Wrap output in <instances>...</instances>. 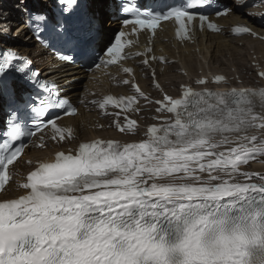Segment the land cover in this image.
<instances>
[{"label": "snow or ice", "instance_id": "obj_1", "mask_svg": "<svg viewBox=\"0 0 264 264\" xmlns=\"http://www.w3.org/2000/svg\"><path fill=\"white\" fill-rule=\"evenodd\" d=\"M71 2L69 8L61 7L68 0H55L54 13L29 12L25 23L37 43L53 50L60 61L91 60L96 68L132 55L125 53V45L133 40L119 31L101 49L104 55L97 56L93 41L102 30L103 13L92 4L85 6L86 0ZM211 2L187 0L166 11L145 12L124 6L123 12L133 17L124 24L132 25L133 34L136 26L155 34L161 21L173 20L176 35L185 39L191 38L198 19L201 28L207 21V28L219 32L207 15L193 11ZM230 11L224 7L216 15ZM234 31L255 34L247 26ZM10 32L11 25L0 26V41ZM15 60L23 63L14 65ZM31 63L11 48L3 49L0 97L9 100L10 139L0 143V192L10 186L9 166L15 167L25 151L24 143L12 141L34 135L17 122L21 102L36 114L32 117L36 131L51 126V138L57 142L66 139L57 123L60 116L48 118L45 113L53 107L65 116L77 111L67 99L24 98L27 87H48L39 73L26 71ZM143 64L148 65L149 59ZM123 72L133 69L124 67ZM215 80L225 78L217 75ZM133 86L147 101L145 92ZM182 87L181 96L165 94L155 101L157 113L174 116L149 126L139 142L94 138L26 161L29 169L18 185L21 191L0 198V264H264V175L256 174L259 183H255L252 173L241 172V165L264 155V139L249 135L254 128L264 129V89ZM56 91L58 87L48 96ZM137 99V95H107L99 108L112 104L127 111ZM115 115L121 133L138 131L137 121L125 117L126 123H120V113Z\"/></svg>", "mask_w": 264, "mask_h": 264}, {"label": "bare ground", "instance_id": "obj_2", "mask_svg": "<svg viewBox=\"0 0 264 264\" xmlns=\"http://www.w3.org/2000/svg\"><path fill=\"white\" fill-rule=\"evenodd\" d=\"M91 2H92V5H96L98 7V9L103 13L102 9L107 4V0H91ZM232 20H233V18L229 19V21H232ZM103 21H104V18H103ZM116 24H117L116 22H113V23L107 22L105 25L103 23V26H102L103 34H107V33L111 32L114 29V27L116 26ZM15 34H17L16 38L9 40V41L13 45L21 48L23 50V52H26L27 54H31L32 58L35 61V64L37 66H40V68H42L43 70H46L47 66L49 64H51V62L48 60V58L43 57L39 51H36L30 47L24 48L25 46L23 44H21L19 39L22 38L23 40H25L24 30L21 28H17ZM240 40L243 41V45H242V47H237L236 46L237 42ZM24 42L26 44L28 41H24ZM197 46L200 48V54L202 55L203 59L209 60V56H211V59H213V61L212 60L209 61L210 62L209 66L216 68V69H219V70L229 72L230 67L235 66L237 69H241V67H245L247 65V63L251 62V59L249 60V57L251 56V54H248L249 49H254L255 54H260L259 59H257V60H260V63L264 67V43L259 42V41L250 40V39H236L235 42L232 43V39H227L221 35H208L206 37V43H203L202 39H199ZM194 47H195V45L189 46V48H194ZM163 48H164L165 52H167V53H169V52L173 53L174 52V49L170 48L169 43L164 44ZM228 51H229V56H226ZM179 52L181 53V49L179 50ZM216 53H219V55H220L219 59H215ZM186 60H187V58L185 59L184 63L187 65H190V63H187ZM227 65H229V66H227ZM245 69H247V68H245ZM57 70H58V73H55L54 75H48V76L50 78L54 79L57 83L62 84L64 87L69 86V85L76 87V83L71 82V79L75 76L77 78L85 76V74L83 72L78 71V70H74L73 67H69V66H65V67L59 66L57 68ZM191 70L192 71L196 70V68L192 67ZM253 78H254V76L252 77V79ZM165 80H167V81L165 82ZM162 81H163L164 85L167 86L168 89H172V85H174V84L177 85L179 82L183 81V78L181 76L177 75V73L175 72V67L173 66L171 71L167 72L162 77ZM106 133L114 134L113 137L118 135V134H115L111 131H107V132L100 133V134L104 135ZM87 138H89V137H87ZM25 169H26V167H25ZM252 169L253 170H261V169H264V165H254L253 164ZM16 170H17V168H16ZM261 172H263V171H261ZM256 174H258V172L253 171L254 177H257ZM18 175H19V173H16L14 176V180L11 184V191H13V186H15L19 183L18 182ZM256 180H258V179H256ZM255 183H259V180L255 181Z\"/></svg>", "mask_w": 264, "mask_h": 264}, {"label": "rangeland", "instance_id": "obj_3", "mask_svg": "<svg viewBox=\"0 0 264 264\" xmlns=\"http://www.w3.org/2000/svg\"><path fill=\"white\" fill-rule=\"evenodd\" d=\"M253 77V76H252ZM254 78H255V76H254ZM258 161H264V156H260V157H258ZM254 165H264V164H261V163H254ZM252 171H256V172H261V171H264V169H261V170H253V169H251Z\"/></svg>", "mask_w": 264, "mask_h": 264}]
</instances>
